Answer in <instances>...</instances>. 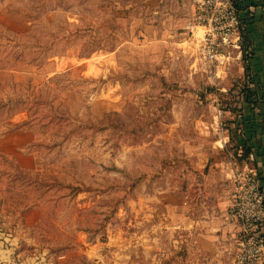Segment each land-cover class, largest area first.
<instances>
[{
	"label": "rangeland",
	"instance_id": "374dc122",
	"mask_svg": "<svg viewBox=\"0 0 264 264\" xmlns=\"http://www.w3.org/2000/svg\"><path fill=\"white\" fill-rule=\"evenodd\" d=\"M193 15L190 0H0V264H156L175 197H224L219 144L252 84L242 60L203 66Z\"/></svg>",
	"mask_w": 264,
	"mask_h": 264
},
{
	"label": "crops",
	"instance_id": "0c3cea01",
	"mask_svg": "<svg viewBox=\"0 0 264 264\" xmlns=\"http://www.w3.org/2000/svg\"><path fill=\"white\" fill-rule=\"evenodd\" d=\"M240 3V12L244 17L245 25V37L244 40L250 48L251 59L249 60V69L246 73L239 63V68L244 77L250 78L251 86L249 89L255 92V106L252 110L245 108V102L242 101L240 109L235 113H228V116L233 117L235 120L229 123V127L222 132V138L226 137L227 143L222 147L220 142V149L222 150L224 159L219 161L218 173L220 179L225 181L226 191H223L224 197H217L213 199L210 197V192L207 191L206 185L197 184L196 189L191 191L189 201L182 200L181 198H174L176 204L172 214L176 218L173 222L172 230L176 233V237L168 243L171 249V258L163 256L162 253L156 255L158 259L156 264H233V252H234V237L235 227L229 224L226 217V210L230 204V179L232 176V160H235L238 164L236 157L233 155V150L228 148L232 141L238 143L245 142L252 147V159L248 160V165H252L258 171L260 188L264 193V0H238ZM261 1L263 3H261ZM194 9L192 0H190ZM192 22V20H191ZM188 23L187 26L191 24ZM187 30H190L187 28ZM198 30L201 31V35ZM197 32L196 38H198V50L201 44L202 30L194 29L189 33ZM198 35V36H197ZM200 35V37H199ZM199 60L200 52L198 51ZM233 60L241 61L237 57V54L231 53L228 57V61L217 67H209L203 64L208 69H213L215 72L227 69ZM202 63V61H201ZM224 116V115H223ZM216 119V115H215ZM242 119H249V121ZM251 120V124L250 123ZM235 123L237 124V131L235 129ZM248 124V125H247ZM245 127V128H244ZM249 127V130H247ZM243 130V132L241 131ZM241 131V132H240ZM235 135V138L233 135ZM15 138L20 135H14ZM235 146V148L237 147ZM251 155V154H250ZM246 163V162H245ZM239 165V164H238ZM188 206L186 207V205ZM185 205V206H184ZM177 209H179L177 211ZM186 214V215H185ZM183 235V236H182ZM182 237H184L182 239ZM145 242V241H143ZM145 245V244H144ZM156 247V251L160 252L162 245L156 241V244H152L149 241L146 243L148 247ZM164 252V251H163ZM177 252L184 255L183 258L175 256ZM158 256V257H157ZM162 259H161V258ZM168 261L166 263H161Z\"/></svg>",
	"mask_w": 264,
	"mask_h": 264
},
{
	"label": "built area",
	"instance_id": "2783aa9c",
	"mask_svg": "<svg viewBox=\"0 0 264 264\" xmlns=\"http://www.w3.org/2000/svg\"><path fill=\"white\" fill-rule=\"evenodd\" d=\"M192 3L194 15L189 29L202 30L199 52L204 65L222 66L231 53L235 52L240 60L250 53L245 45V18L238 0H192ZM215 113L220 122L223 111L218 103ZM227 142L223 137V148ZM231 165L230 204L225 219L236 229L233 264H264V193L258 171L248 165L240 167L235 160Z\"/></svg>",
	"mask_w": 264,
	"mask_h": 264
},
{
	"label": "trees",
	"instance_id": "16d2710c",
	"mask_svg": "<svg viewBox=\"0 0 264 264\" xmlns=\"http://www.w3.org/2000/svg\"><path fill=\"white\" fill-rule=\"evenodd\" d=\"M245 45L248 46L247 43H245ZM250 59H251L250 53L249 54H244L242 56V62L244 63V70H245L246 73L248 72V69H249V60ZM57 77L63 78L64 75H58V76H56V78ZM243 94H244L243 95V101L245 102V105H246L247 109L252 110L253 107L255 106V92L248 88V89H246L244 91ZM233 111H234V109L231 110V112H233ZM244 120H246V119H242L241 122L244 123ZM247 120L249 121V119H247ZM248 124H251V120H250V123H248ZM237 127L238 126L235 123V129L234 130L237 131L238 130ZM247 130H249V127H247ZM241 131L243 132V130H241ZM249 132H250V130H249ZM233 136L235 138V135H233ZM248 142H249V140H245V142H242L241 144L238 143L239 145H237V147L234 148V150H233V155L236 157L240 167H242L243 165H248L249 155L250 154L252 155V147L247 144ZM248 166L253 167L252 165H248Z\"/></svg>",
	"mask_w": 264,
	"mask_h": 264
}]
</instances>
